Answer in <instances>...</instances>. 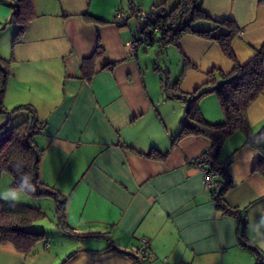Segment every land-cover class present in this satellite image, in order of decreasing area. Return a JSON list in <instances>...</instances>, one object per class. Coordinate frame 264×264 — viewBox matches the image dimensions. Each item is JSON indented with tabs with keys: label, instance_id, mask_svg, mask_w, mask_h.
Segmentation results:
<instances>
[{
	"label": "crops",
	"instance_id": "1",
	"mask_svg": "<svg viewBox=\"0 0 264 264\" xmlns=\"http://www.w3.org/2000/svg\"><path fill=\"white\" fill-rule=\"evenodd\" d=\"M17 1L0 0V56L11 67L4 104L7 110L30 104L45 122L33 139L43 149L40 178L64 202L57 230L65 244L46 239L37 254L0 244V264H136L134 249L144 242L148 257L140 264H264V176L252 170L259 153L244 133L230 134L218 153L223 164L231 158L224 197L236 216L216 208L190 162L211 140L192 135L172 145L194 91L210 90V76L222 82L235 62L246 63L264 46V0L197 1L205 17L193 29L218 35L227 26L217 28L216 21L236 26L235 60L193 31L173 42L157 34L129 55L127 43L142 29L134 14L124 25L112 18L130 0H31L34 16L13 43L17 23L9 18ZM134 1L168 9L179 2ZM98 43L102 52L86 78L82 61ZM165 81L177 87L168 92ZM198 102L208 122L223 121L213 92ZM28 115L21 109L11 122ZM246 116L252 131L264 125V91ZM5 119L0 113V123ZM152 150L165 156H147Z\"/></svg>",
	"mask_w": 264,
	"mask_h": 264
},
{
	"label": "trees",
	"instance_id": "2",
	"mask_svg": "<svg viewBox=\"0 0 264 264\" xmlns=\"http://www.w3.org/2000/svg\"><path fill=\"white\" fill-rule=\"evenodd\" d=\"M186 1L188 4L187 16H190V20L175 28L164 30L160 33L159 40L173 42L186 31L197 32L204 37L215 39L223 53L230 59L235 60L231 42L238 31L234 23L231 20L216 21L217 28L223 25L227 26L225 31L218 35H212V30L193 29L191 23L200 17H205V15L201 12V8L197 3L198 0ZM22 2L25 3V7L21 9ZM33 16L31 0H18L16 2L9 18V21L17 23L13 43L20 40L28 21ZM155 36L151 38V42ZM100 52H102V47L98 43L93 55L83 59L81 72L84 77H91L93 72L91 69L92 59L96 53ZM106 66L108 67V65ZM10 71V61L0 56V113L6 116V119L0 123V175L3 172H8L12 177V186L23 189L32 197L46 195L54 197L57 203V218L61 223L64 217V202L61 200L59 192L40 178V162L43 149L33 139L42 130L45 122L39 119L35 108L30 104H22L7 110L4 97ZM208 83L211 84V89H196L194 91L196 95L185 106L183 125L179 134L172 139V145L180 139L192 135H203L211 140L212 145L208 150L212 152L208 153L206 163L210 170L217 173V185L211 189L213 200L216 208L222 213L236 216L237 211L229 206L224 197L225 191L231 185L229 174L231 158L226 164H223L218 160V153L225 138L233 132L241 130L245 135V144L259 153V158L254 162L252 170L264 176V125L257 131H252L246 116L249 105L264 91V46L256 49L253 56L246 63L239 64L235 62L231 72L224 75L222 82L215 83L214 78L210 76ZM163 87L169 92V88L175 89L177 85L165 81ZM209 91L213 92L218 98L224 117L221 122H208L201 113L198 101L201 96ZM172 94L184 97L176 93ZM21 109H25L29 115L16 124L12 123L11 114ZM146 155L161 158L165 156V154L155 150ZM44 217L45 213L40 207L6 202L0 199V244L11 243L18 251L37 254L46 242L45 231L29 230L26 227ZM255 251L258 253L256 249ZM134 257L136 264H140V258L138 256Z\"/></svg>",
	"mask_w": 264,
	"mask_h": 264
},
{
	"label": "built area",
	"instance_id": "3",
	"mask_svg": "<svg viewBox=\"0 0 264 264\" xmlns=\"http://www.w3.org/2000/svg\"><path fill=\"white\" fill-rule=\"evenodd\" d=\"M134 14L138 24L142 29L140 38H130L127 46L128 53L131 56L136 55L137 48L140 44L145 46L151 43V38L154 35L162 33L164 30L175 28L183 22H188L190 16L188 14V4L186 0H179L177 5L168 9L160 3H153L149 7L144 8L141 4L130 0L127 7L118 8L113 15L112 22L117 25L126 24L131 15ZM211 150L203 152L190 162L199 168L203 175V185L207 190L216 187L217 173L209 169L206 158ZM146 243L139 249H134V252L139 255V258H147L148 253L145 250Z\"/></svg>",
	"mask_w": 264,
	"mask_h": 264
},
{
	"label": "rangeland",
	"instance_id": "4",
	"mask_svg": "<svg viewBox=\"0 0 264 264\" xmlns=\"http://www.w3.org/2000/svg\"><path fill=\"white\" fill-rule=\"evenodd\" d=\"M12 192L17 193V197L15 199L7 195L8 193ZM0 199L6 202L40 207L41 210L45 213V217L32 222L26 228L29 230H44L47 240H49L51 243L53 242L58 246H63V244H65L61 240V236L59 235L60 233L57 230L59 221L56 213L57 203L54 197L48 195L32 197L31 195L27 194L23 189L14 188L12 186L11 175L8 172H3L0 175ZM260 239L261 241H264V236L260 235ZM66 255L67 253L63 254L62 257L64 258V256Z\"/></svg>",
	"mask_w": 264,
	"mask_h": 264
},
{
	"label": "clouds",
	"instance_id": "5",
	"mask_svg": "<svg viewBox=\"0 0 264 264\" xmlns=\"http://www.w3.org/2000/svg\"><path fill=\"white\" fill-rule=\"evenodd\" d=\"M7 195L11 196L13 199H15L17 197V193H15V192L8 193ZM6 198H7V196H6Z\"/></svg>",
	"mask_w": 264,
	"mask_h": 264
}]
</instances>
